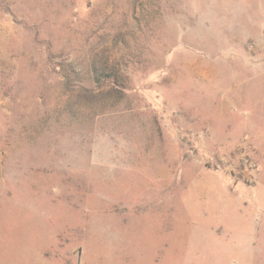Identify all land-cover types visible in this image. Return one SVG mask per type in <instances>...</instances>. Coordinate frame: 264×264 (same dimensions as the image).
<instances>
[{
    "label": "rangeland",
    "instance_id": "obj_1",
    "mask_svg": "<svg viewBox=\"0 0 264 264\" xmlns=\"http://www.w3.org/2000/svg\"><path fill=\"white\" fill-rule=\"evenodd\" d=\"M0 264H264V0H0Z\"/></svg>",
    "mask_w": 264,
    "mask_h": 264
}]
</instances>
